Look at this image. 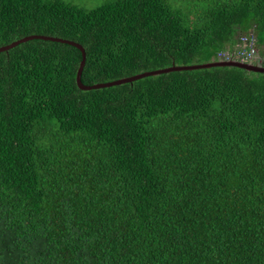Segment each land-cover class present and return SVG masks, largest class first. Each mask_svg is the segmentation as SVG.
I'll list each match as a JSON object with an SVG mask.
<instances>
[{
	"label": "trees",
	"instance_id": "obj_1",
	"mask_svg": "<svg viewBox=\"0 0 264 264\" xmlns=\"http://www.w3.org/2000/svg\"><path fill=\"white\" fill-rule=\"evenodd\" d=\"M254 26L264 0H0V48L80 44L89 87L217 63ZM81 61L0 52V264H264V73L83 89Z\"/></svg>",
	"mask_w": 264,
	"mask_h": 264
},
{
	"label": "water",
	"instance_id": "obj_2",
	"mask_svg": "<svg viewBox=\"0 0 264 264\" xmlns=\"http://www.w3.org/2000/svg\"><path fill=\"white\" fill-rule=\"evenodd\" d=\"M38 41V40H43V41H51V42H58V43H65L68 44L70 46H74L75 48H77L79 51L82 52L83 55V59L80 65V68L78 70V77H77V82L80 88L83 89H101V88H107V87H113V86H117V85H125V84H133L137 81H140L144 78L147 77H155V76H160L162 74H166V73H170V72H176V71H194V70H199V69H203V68H210V67H236L239 69H244L247 71H251V72H255V73H264V67L260 66L258 64H254V65H248L245 63H238V62H212V63H206L204 65H191V66H172L168 69H160L157 71H152V72H146L143 74H139V75H135L129 78H124V79H117L115 81H110L107 83H102V84H98L97 86H84L82 84V73L86 64V52L85 49L82 45L71 42V41H67V40H63V39H59V38H50V37H42V36H25L22 37L18 40L13 41L12 43L8 44L7 46H4L2 48H0V52L3 51H9L11 49L16 48L17 46L27 43L29 41Z\"/></svg>",
	"mask_w": 264,
	"mask_h": 264
},
{
	"label": "built area",
	"instance_id": "obj_3",
	"mask_svg": "<svg viewBox=\"0 0 264 264\" xmlns=\"http://www.w3.org/2000/svg\"><path fill=\"white\" fill-rule=\"evenodd\" d=\"M264 43L260 45L254 33L243 36L240 39L237 50L227 57V60H235L245 64H258L264 66Z\"/></svg>",
	"mask_w": 264,
	"mask_h": 264
},
{
	"label": "clouds",
	"instance_id": "obj_4",
	"mask_svg": "<svg viewBox=\"0 0 264 264\" xmlns=\"http://www.w3.org/2000/svg\"><path fill=\"white\" fill-rule=\"evenodd\" d=\"M254 30L252 31V33L255 34L256 32V29L257 27L254 26ZM243 36H247V33H243V32H239L235 35V38H234V43L232 45H228L227 46V49L226 50H223L220 54H219V60L218 62H224V63H227V62H237L235 60H227V57L231 54H233L236 50H237V47H238V44L240 42V39L241 37ZM20 39V38H19ZM18 40V39H17ZM81 52V51H80ZM86 52V50H85ZM82 53V52H81ZM82 59H83V55H82ZM86 61H87V54H86ZM82 62V61H81ZM238 63H241V62H238ZM81 65V64H80ZM248 65H254V64H248ZM264 67V66H263Z\"/></svg>",
	"mask_w": 264,
	"mask_h": 264
},
{
	"label": "rangeland",
	"instance_id": "obj_5",
	"mask_svg": "<svg viewBox=\"0 0 264 264\" xmlns=\"http://www.w3.org/2000/svg\"><path fill=\"white\" fill-rule=\"evenodd\" d=\"M113 0H75L76 3L83 5L89 10H93L98 6L109 3Z\"/></svg>",
	"mask_w": 264,
	"mask_h": 264
},
{
	"label": "crops",
	"instance_id": "obj_6",
	"mask_svg": "<svg viewBox=\"0 0 264 264\" xmlns=\"http://www.w3.org/2000/svg\"><path fill=\"white\" fill-rule=\"evenodd\" d=\"M255 28L254 27H252V29H251V31H253Z\"/></svg>",
	"mask_w": 264,
	"mask_h": 264
},
{
	"label": "flooded vegetation",
	"instance_id": "obj_7",
	"mask_svg": "<svg viewBox=\"0 0 264 264\" xmlns=\"http://www.w3.org/2000/svg\"><path fill=\"white\" fill-rule=\"evenodd\" d=\"M89 87V86H88Z\"/></svg>",
	"mask_w": 264,
	"mask_h": 264
}]
</instances>
